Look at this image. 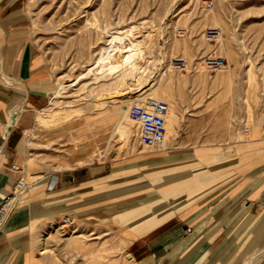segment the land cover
<instances>
[{
    "label": "rangeland",
    "instance_id": "374dc122",
    "mask_svg": "<svg viewBox=\"0 0 264 264\" xmlns=\"http://www.w3.org/2000/svg\"><path fill=\"white\" fill-rule=\"evenodd\" d=\"M27 11L54 80L27 132L31 155L44 163L31 179L101 161L112 173L110 207L76 214L71 225L48 214L31 264H140L122 207L112 206L125 201L115 193L135 190L136 202L157 196L173 206L182 198L162 196L153 183L170 172L152 169L191 157L193 146L234 140L244 125L262 126L264 0H27ZM210 25L222 29L218 41L205 39ZM110 45L120 46L121 60L104 52ZM210 54L223 55L226 66L210 71ZM181 55L190 61L184 70L173 63ZM155 100L168 110L150 122ZM203 168L188 169H212Z\"/></svg>",
    "mask_w": 264,
    "mask_h": 264
},
{
    "label": "crops",
    "instance_id": "0c3cea01",
    "mask_svg": "<svg viewBox=\"0 0 264 264\" xmlns=\"http://www.w3.org/2000/svg\"><path fill=\"white\" fill-rule=\"evenodd\" d=\"M53 86L51 66L31 33L27 0H0V201L16 179L27 184L0 226V264H31L48 214H89L111 200L112 173L103 161L31 179L44 163L31 155L27 132ZM236 135L224 144L193 146L191 157L151 170L171 173L153 183L162 196L182 198L173 206L157 196L136 202L135 190L115 193L125 201L112 206L122 207L130 252L140 264H264L263 123ZM190 166L212 169L195 174Z\"/></svg>",
    "mask_w": 264,
    "mask_h": 264
},
{
    "label": "built area",
    "instance_id": "2783aa9c",
    "mask_svg": "<svg viewBox=\"0 0 264 264\" xmlns=\"http://www.w3.org/2000/svg\"><path fill=\"white\" fill-rule=\"evenodd\" d=\"M222 36H223V31L219 26L210 25L204 31V37H205V39H207L209 41H218L219 39H221ZM173 63H174L175 67H177L178 69H181V70L187 69L190 65V61H189L188 57L185 55L175 57L173 59ZM204 63L207 66V68L212 72H216V71L223 69L227 64L225 57L223 55H220V54L208 55L207 58L205 59ZM151 104H152V108L150 110L151 115H149V116L151 117L150 122H154L153 119L158 120L159 115H163V113H161L162 110H164V111L168 110V103L164 102L162 100H159V101L155 100ZM139 111H140L139 115L141 118L142 110H139ZM263 127H264V121H263ZM250 128H251L250 125H244V127H243V129L245 131H249ZM159 134H160V132H159ZM162 138H163V136L161 137V139ZM54 184H55V181L51 180L49 185H54ZM26 185L27 184L23 180L22 177L18 178L15 181L11 191H9L0 201V226L5 221V219L9 216V214L12 212L16 202L19 199L21 192L23 191V188L24 187L26 188ZM74 220L75 219L72 216L66 215L63 218V223L65 225H71L74 222ZM190 229L191 228L188 227V230H190Z\"/></svg>",
    "mask_w": 264,
    "mask_h": 264
},
{
    "label": "bare ground",
    "instance_id": "6f19581e",
    "mask_svg": "<svg viewBox=\"0 0 264 264\" xmlns=\"http://www.w3.org/2000/svg\"><path fill=\"white\" fill-rule=\"evenodd\" d=\"M119 37V35H114V39H117ZM123 37V36H122ZM120 38V37H119ZM118 49H120V46H114V45H110L109 47L105 48L104 52L106 53H114L113 55H115L117 57V59L121 60L120 55L117 53ZM116 51V52H115ZM108 57V56H107ZM127 57V55H126ZM44 251V250H43Z\"/></svg>",
    "mask_w": 264,
    "mask_h": 264
}]
</instances>
